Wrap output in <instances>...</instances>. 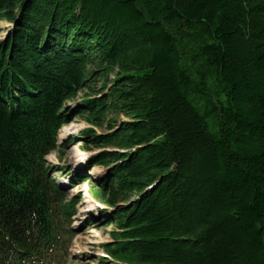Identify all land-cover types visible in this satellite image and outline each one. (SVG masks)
Instances as JSON below:
<instances>
[{
	"label": "trees",
	"instance_id": "obj_1",
	"mask_svg": "<svg viewBox=\"0 0 264 264\" xmlns=\"http://www.w3.org/2000/svg\"><path fill=\"white\" fill-rule=\"evenodd\" d=\"M0 20V264H51L85 181L118 264H264V0H0ZM75 115L105 171L63 185L47 156Z\"/></svg>",
	"mask_w": 264,
	"mask_h": 264
},
{
	"label": "rangeland",
	"instance_id": "obj_2",
	"mask_svg": "<svg viewBox=\"0 0 264 264\" xmlns=\"http://www.w3.org/2000/svg\"><path fill=\"white\" fill-rule=\"evenodd\" d=\"M11 24L0 20V40H3L9 31ZM116 72L111 73L109 78L113 79ZM102 80V79H101ZM101 82V81H100ZM96 89L101 88V83L94 84ZM91 90H82L75 99L69 100L66 103V108H80L81 102ZM91 96H94L92 93ZM114 119L116 122H122L126 117L122 114L107 115V119ZM92 128V125L83 115L72 116L71 120L63 125L59 130V150H55L47 156V160L54 166L64 168L63 174L55 173L63 185H69L71 176L82 178L85 174L90 173L93 177L100 176L105 171L100 165L91 167L90 171L86 172V164L90 157L100 151L97 147L87 145L81 133ZM97 132H107L108 126L105 123L103 127L93 126ZM71 142V143H70ZM67 143V147L63 144ZM91 182V181H90ZM88 181L83 182L74 189L68 191V198H73L78 195L80 201L76 205V213L71 222V228L74 231V236H67L59 248L63 251L53 250L51 264H118L109 259L102 245L112 240L111 230L115 228L114 224L103 225L99 221V210L102 207L101 201L91 194V184ZM82 191H75V189ZM74 192H73V191ZM76 192V193H75ZM86 193L89 196H86ZM78 199V200H79Z\"/></svg>",
	"mask_w": 264,
	"mask_h": 264
},
{
	"label": "bare ground",
	"instance_id": "obj_3",
	"mask_svg": "<svg viewBox=\"0 0 264 264\" xmlns=\"http://www.w3.org/2000/svg\"><path fill=\"white\" fill-rule=\"evenodd\" d=\"M96 168H97V166H95L94 169L96 170ZM75 187H76V186H75ZM75 187H74V188H75ZM74 188H73V189H74ZM80 190H81V189H79V188L75 189V191H80ZM72 191H73V190H72ZM82 191H84V190H82ZM82 191H80V193H81ZM73 192H74V191H73ZM75 193H76V192H75ZM86 196H89V194L86 193Z\"/></svg>",
	"mask_w": 264,
	"mask_h": 264
}]
</instances>
